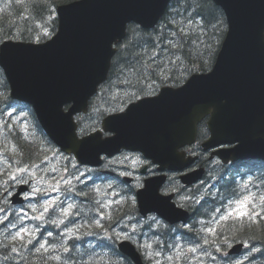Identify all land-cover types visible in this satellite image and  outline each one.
<instances>
[{
    "label": "water",
    "instance_id": "water-1",
    "mask_svg": "<svg viewBox=\"0 0 264 264\" xmlns=\"http://www.w3.org/2000/svg\"><path fill=\"white\" fill-rule=\"evenodd\" d=\"M212 1L228 25L213 71L106 117L103 131L113 137L102 139L98 131L78 139L73 116L86 112L87 100L106 78L112 45L124 38L127 24L154 27L169 0H80L58 7L51 40L0 46L11 97L30 104L48 137L80 164L98 165L100 154L129 149L140 151L159 170H181L186 161L177 149L192 142L197 122L208 114L211 138L205 146L238 143L230 153L264 158V0ZM65 105H70L67 112ZM163 181V176L156 178L140 192V212L157 211L173 222L157 198ZM24 190H17L13 204L21 203ZM118 247L134 264H142L129 243ZM237 252L235 246L230 254Z\"/></svg>",
    "mask_w": 264,
    "mask_h": 264
},
{
    "label": "trees",
    "instance_id": "trees-1",
    "mask_svg": "<svg viewBox=\"0 0 264 264\" xmlns=\"http://www.w3.org/2000/svg\"><path fill=\"white\" fill-rule=\"evenodd\" d=\"M73 1L75 0H15L9 6L1 3L0 42L9 38L26 42L44 41L56 30L57 22L53 9L57 5ZM171 5L172 10L155 29L145 31L138 27H129L124 42L113 57L108 77L124 84L126 98H130V94L131 97L151 94L164 85H180L192 72L208 71L215 60L226 28L221 11L208 0H173ZM195 18L202 25L196 28V31L189 27L185 30L179 28L188 26L181 22L191 24ZM0 81L3 84L2 90L6 92L7 85L4 84L1 72ZM116 101L118 99H113L111 103ZM203 129L201 127L200 137ZM29 139L24 142L11 137L5 142L15 143V157L18 149V160H33L32 162L38 164L44 156L49 155L46 150L53 149V145L44 135H33ZM257 172L260 178H264V167H257ZM82 202L85 208L93 209L92 204ZM214 207V203H206L202 206L203 211L197 209V213L200 215L203 212L202 217H208V211ZM92 214L94 217L104 216L103 212ZM123 215L114 212L112 218L116 222ZM102 223L106 224L105 221ZM236 232L232 226L222 229L218 238L222 248L228 242H246L256 250L257 264H264V222L257 227H247L241 234ZM91 233L94 234L95 230H91ZM107 237L111 241L114 238L113 235ZM42 240L43 233H40L37 238L28 240L16 249L13 246L4 249L3 245H0V252L6 259V264H13L10 260H13L14 252H19L15 258L17 264H129L126 260V263L122 261L123 257L116 251L113 243L106 247L108 243L103 240L95 244L98 246V252L91 248L79 250L84 241L80 239L61 242L54 250H43L40 249ZM75 245L79 251L75 249ZM52 257L54 258L51 259Z\"/></svg>",
    "mask_w": 264,
    "mask_h": 264
},
{
    "label": "rangeland",
    "instance_id": "rangeland-1",
    "mask_svg": "<svg viewBox=\"0 0 264 264\" xmlns=\"http://www.w3.org/2000/svg\"><path fill=\"white\" fill-rule=\"evenodd\" d=\"M13 111L14 109L7 110L5 115L8 116ZM6 158L7 157H5V159ZM141 162L142 159L138 155L124 154L106 162V167L121 172H130L129 175L133 176ZM22 169L24 171H22ZM86 173H88L86 169H82L81 167L79 168L71 157H67L62 154H54L53 159L50 160L48 164L40 166L37 169L15 168L6 171L5 167H1L0 175H6L5 177L12 179L15 177L11 184H14L15 182L20 184L28 179L33 180L30 191L25 196V204L22 207H8L7 199H3L1 196L2 192L0 193V226L3 227V234H0L1 241L14 242L15 240L22 241L25 238H37L38 232L41 229V226L35 222L37 219L43 221V223L45 220H49L50 222L57 224H62L66 219H71L70 224L75 225L77 228L84 224L90 228L98 226L99 228L101 227L102 229H106L105 233L107 234L110 232L108 229L114 231L117 235H123L127 232V230L131 231L134 224L127 225V228H118L120 227L123 216H120L115 223L108 215L105 218L106 224L103 226L104 224L102 222L98 225L99 220L92 214L96 210H105L106 207L116 202V188L114 185L112 194L102 193L97 196L96 206L92 210H89V208H79L77 211H71L65 207V201L62 197L64 191L61 187H66L70 183H76L77 181H83L81 183L82 185L85 180H82L81 177ZM85 179H90V176H87ZM105 184L108 185L109 182H105ZM91 186L96 189L99 187V182H95ZM72 190H75V187L69 186L66 189V192L71 193ZM249 196L250 195L247 197ZM234 202L235 201L229 203L227 212L222 213L220 217L227 215V213L236 206ZM45 207H47V211H45ZM252 207L258 208V205L251 199V203L248 205L250 213H252ZM7 217L13 218L5 220ZM232 218L237 217L233 215ZM85 220L88 222H85ZM220 220L221 218H218L215 221V224L220 222ZM141 227L142 223L137 221L136 228L140 229ZM24 229H27L26 233L22 231ZM139 231L142 233L140 241L144 244L141 246L144 249L147 248L146 256L148 259L146 260H148L150 264H203L198 260V257L200 256L198 251H189V249L194 246L191 243L184 244L182 248L175 246V244H169L167 246L169 254L164 255L160 249L153 247L151 240L146 237V231H143L142 228ZM139 231L132 234V239L137 240L136 234L139 233ZM17 232L21 233L23 237L22 240L20 237H17L15 240L12 239L13 236H16ZM119 240H121V238H119L118 241ZM17 253L19 252L13 253V260L11 259L13 264H17V260L15 259ZM208 259L212 262L210 264H225L223 262L214 261L211 256ZM242 262L243 259H237L235 264H241ZM0 264L3 263L0 261Z\"/></svg>",
    "mask_w": 264,
    "mask_h": 264
},
{
    "label": "snow or ice",
    "instance_id": "snow-or-ice-1",
    "mask_svg": "<svg viewBox=\"0 0 264 264\" xmlns=\"http://www.w3.org/2000/svg\"><path fill=\"white\" fill-rule=\"evenodd\" d=\"M22 171H24L22 169ZM13 179H15V177H13ZM245 187H247V185H245ZM251 197H244L243 199L241 200H238V201H235V207H233L231 209V211H229L227 213V215L225 216H222L221 219L222 220H227L229 217H232L233 215H235L237 218H244V217H248L249 219H252L254 220L255 217H260L261 219H264V216L261 215V212H252L250 213L249 210H248V205L249 203H251ZM264 199V198H262ZM45 211H47V207H45ZM67 214V213H65ZM24 233L27 232V229H24L22 230ZM208 231L210 233H214L215 232V229H212V228H209ZM17 237H20V239L22 240L23 237L21 235L20 232H17L16 236H13L12 239L15 240ZM45 247V244H40V248H44ZM189 251H195V249H189Z\"/></svg>",
    "mask_w": 264,
    "mask_h": 264
},
{
    "label": "bare ground",
    "instance_id": "bare-ground-1",
    "mask_svg": "<svg viewBox=\"0 0 264 264\" xmlns=\"http://www.w3.org/2000/svg\"><path fill=\"white\" fill-rule=\"evenodd\" d=\"M2 198L3 199H7V201H8V207H12V208H14V207H22L24 204H25V199L22 201V203H21V205H18V206H12L11 204H10V202H9V199L6 197V196H2ZM9 218H13V217H9ZM8 217L7 218H5V220L6 219H9ZM3 221V220H2ZM1 221V222H2ZM106 222V221H105ZM104 225L103 226H105V223H103ZM151 230H156V228L154 227V226H148ZM97 227H94V228H91V230H95V233H94V235H96V234H99V231L96 229ZM143 228H145V229H147V227H145V226H143ZM3 227L2 226H0V232H2L3 230ZM100 229H101V231H104L105 232V230L106 229H102L101 227H100ZM159 231H163V230H159ZM163 234L164 233H160V236H163ZM180 236V233L179 232H170V233H168V234H166V238L168 239V240H172V239H174V238H177V237H179ZM136 237H137V241H140L141 240V238H142V233L139 231V233H137L136 234ZM202 252L203 251V249H201V250H199V252ZM148 262V260H145V263H147Z\"/></svg>",
    "mask_w": 264,
    "mask_h": 264
}]
</instances>
